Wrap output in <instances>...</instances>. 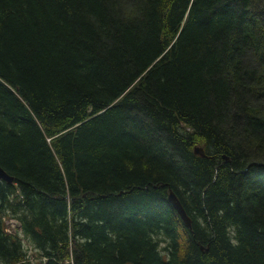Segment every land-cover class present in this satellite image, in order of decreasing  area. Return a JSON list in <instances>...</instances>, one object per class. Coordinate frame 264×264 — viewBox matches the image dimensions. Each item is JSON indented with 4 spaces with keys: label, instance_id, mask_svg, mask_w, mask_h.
<instances>
[{
    "label": "trees",
    "instance_id": "obj_1",
    "mask_svg": "<svg viewBox=\"0 0 264 264\" xmlns=\"http://www.w3.org/2000/svg\"><path fill=\"white\" fill-rule=\"evenodd\" d=\"M0 165V264H264V0H0Z\"/></svg>",
    "mask_w": 264,
    "mask_h": 264
},
{
    "label": "water",
    "instance_id": "obj_2",
    "mask_svg": "<svg viewBox=\"0 0 264 264\" xmlns=\"http://www.w3.org/2000/svg\"><path fill=\"white\" fill-rule=\"evenodd\" d=\"M195 153L201 155L202 157L207 156V153L201 146L195 147ZM223 158H225L227 161H231L230 157L227 155H223ZM0 181H7L10 184L14 182V177L8 174L7 171L1 165H0ZM168 200L173 205V207H175L186 227L192 229L193 226L192 217L187 212L186 208L184 207L176 191L171 187L169 188Z\"/></svg>",
    "mask_w": 264,
    "mask_h": 264
},
{
    "label": "rangeland",
    "instance_id": "obj_3",
    "mask_svg": "<svg viewBox=\"0 0 264 264\" xmlns=\"http://www.w3.org/2000/svg\"><path fill=\"white\" fill-rule=\"evenodd\" d=\"M175 208V207H174ZM176 210V209H175ZM177 211V210H176ZM178 213V212H177ZM180 216V215H179ZM181 218V217H180ZM179 218V219H180ZM180 220H182V219H180ZM7 221V225H8V229H9V231H16V230H18L19 229V223H18V221L17 220H15V219H13V218H9V219H7L6 220ZM16 221V222H15ZM14 223V224H13ZM16 224V225H15ZM16 227V228H15ZM18 227V228H17ZM26 243V242H25ZM166 244H164L162 247H164ZM26 246H27V248L29 247V249H30V258L31 259H34L35 257H38L37 256V252L35 251V250H31V246L28 244V243H26Z\"/></svg>",
    "mask_w": 264,
    "mask_h": 264
},
{
    "label": "bare ground",
    "instance_id": "obj_4",
    "mask_svg": "<svg viewBox=\"0 0 264 264\" xmlns=\"http://www.w3.org/2000/svg\"><path fill=\"white\" fill-rule=\"evenodd\" d=\"M16 222V221H15ZM20 223V222H19ZM14 224V223H13ZM16 225V224H15ZM16 228V227H15ZM18 228V227H17ZM21 230V229H20ZM10 233H11V231H10ZM12 233H14V232H12Z\"/></svg>",
    "mask_w": 264,
    "mask_h": 264
}]
</instances>
